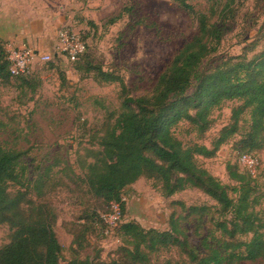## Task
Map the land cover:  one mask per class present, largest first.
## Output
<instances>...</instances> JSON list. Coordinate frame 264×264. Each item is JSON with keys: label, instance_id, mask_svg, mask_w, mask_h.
<instances>
[{"label": "trees", "instance_id": "obj_1", "mask_svg": "<svg viewBox=\"0 0 264 264\" xmlns=\"http://www.w3.org/2000/svg\"><path fill=\"white\" fill-rule=\"evenodd\" d=\"M207 1V11H198L189 0H174L195 19L198 31L160 74L150 94L131 96L118 73L85 56L87 45L71 61L76 62L78 71L93 73L98 83L117 82L121 87L120 110L109 113L97 136V146L86 149L80 164L88 192L108 205L104 213L111 211L113 203L121 207L122 216L115 227L124 242L113 264H180L170 258L154 260V256L172 248H180L187 255V264L264 260V219L256 210L259 198L254 176L229 165V176L237 183L231 187L197 162V156L214 157L239 133L246 112L250 113V124L237 142L242 151L239 160L243 154L254 155L264 148V50L255 52L256 42L246 45L238 55L219 54L236 18L238 0ZM7 43L0 37V83H13L23 95L35 93L40 81L31 73L12 72ZM230 101L237 102L230 123L211 146L180 138L177 131L184 124L188 125L187 134L202 138L212 127L214 112ZM6 127L0 119V133ZM24 155L21 149L0 141V224L12 229L11 240L0 245V264H108L79 256L62 263L63 246L55 231L57 214L46 200L53 188V166L30 178ZM141 177L158 181L166 196L198 187L217 201L224 218L214 220L216 229L202 240L204 252L191 244L178 218L171 219L168 230L146 229L135 221H123V191ZM209 208L191 206L187 213L205 214ZM98 218L107 227L102 214ZM79 242L83 247V241Z\"/></svg>", "mask_w": 264, "mask_h": 264}, {"label": "rangeland", "instance_id": "obj_2", "mask_svg": "<svg viewBox=\"0 0 264 264\" xmlns=\"http://www.w3.org/2000/svg\"><path fill=\"white\" fill-rule=\"evenodd\" d=\"M3 1L0 0V5ZM189 1L198 11H207L209 7L207 0ZM238 6L219 54L238 55L246 45L256 42L255 52L264 50V0H238ZM19 7L18 16L24 18L27 26L44 28L52 39L45 48L30 45L38 52L30 72L40 81L35 93L23 95L13 83H0V119L7 124L0 133V141L25 152L23 160L30 178H35L46 166H53V188L46 200L57 214L55 231L63 246L62 263L79 256L113 264L124 239L115 226L107 223L111 221L112 207L104 213L108 205L88 192L80 164L86 149L97 146V136L109 113L120 110L121 87L117 82L100 84L93 73L78 71L76 62L57 50L58 31L66 26L79 33L88 48L85 56L89 55L105 70L118 73L129 94L137 97L153 91L160 74L197 33V22L174 0H22ZM45 17H48L47 25ZM7 42L17 45L15 41ZM44 54L51 59L43 60ZM236 104L226 102L217 109L212 127L202 138L187 134V124L178 129V135L186 142L198 140L211 146L220 130L230 123ZM249 124L250 113L246 112L239 133L224 143L214 157L197 156L200 166L231 187L237 183L230 178L228 166L237 165L241 171L246 170L239 160L242 151L237 142ZM254 153L258 159L254 176L259 198L256 210L264 219V148ZM123 200L124 222L135 221L146 229L168 230L171 219L178 218L189 241L201 253L205 251L202 240L216 229L214 220L224 218L217 201L202 189L188 187L166 196L159 182L147 177L127 186ZM203 205L210 207L208 212L188 215L189 207ZM99 214L108 216L104 217L107 227L99 220ZM215 234L219 236L220 232ZM11 236L10 226L0 224V245L8 243ZM76 240L83 241V247ZM166 258L180 264L188 262L180 248L154 256V260ZM239 264H264V260Z\"/></svg>", "mask_w": 264, "mask_h": 264}, {"label": "built area", "instance_id": "obj_3", "mask_svg": "<svg viewBox=\"0 0 264 264\" xmlns=\"http://www.w3.org/2000/svg\"><path fill=\"white\" fill-rule=\"evenodd\" d=\"M57 50L65 54L69 61H75L86 49V43L81 39L79 33L73 31L70 27L63 26L58 31ZM9 51V59L11 61V70L13 73H30L32 63L35 57L38 56L37 50L33 49L28 44L22 45H7ZM42 59L48 61L51 56L48 54L42 55ZM243 166L253 176L257 175L258 159L252 154H243L240 158ZM113 212L109 214L111 221L107 223L116 226L121 219L122 212L119 203L112 204ZM108 217V216H104Z\"/></svg>", "mask_w": 264, "mask_h": 264}, {"label": "crops", "instance_id": "obj_4", "mask_svg": "<svg viewBox=\"0 0 264 264\" xmlns=\"http://www.w3.org/2000/svg\"><path fill=\"white\" fill-rule=\"evenodd\" d=\"M21 1L5 0L0 5V37L6 41H15L17 45L30 43L36 49L50 46L52 37L47 30L34 24L27 26L24 18H19ZM45 18L47 25L48 17Z\"/></svg>", "mask_w": 264, "mask_h": 264}]
</instances>
